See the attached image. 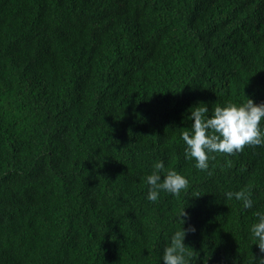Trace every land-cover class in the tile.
<instances>
[{"label":"trees","instance_id":"obj_1","mask_svg":"<svg viewBox=\"0 0 264 264\" xmlns=\"http://www.w3.org/2000/svg\"><path fill=\"white\" fill-rule=\"evenodd\" d=\"M247 97L264 0H0V264H163L184 207L191 264H253L264 145L199 170L180 135L191 106ZM156 160L187 189L148 201Z\"/></svg>","mask_w":264,"mask_h":264},{"label":"clouds","instance_id":"obj_2","mask_svg":"<svg viewBox=\"0 0 264 264\" xmlns=\"http://www.w3.org/2000/svg\"><path fill=\"white\" fill-rule=\"evenodd\" d=\"M188 112L191 127L180 134L184 142V157L194 160L199 170L208 169L214 153L234 154L242 151L245 145H264V126L261 125L264 102L257 103L247 97L241 103L228 101L223 105L218 104L211 113L205 103H197ZM145 179L148 185L146 199L151 202L158 201L161 191L175 196L189 185L184 175L174 168H166L163 160L153 163L152 171ZM224 196L241 201L242 210L253 208L251 194L243 190L226 191ZM253 214L255 220L248 226V233L260 253L253 257V264H264V210L256 209ZM188 215L184 207L178 216L181 226L171 233L163 248V264H191L189 257L193 253L188 251L184 241L186 234L194 232L196 228L191 223L184 227Z\"/></svg>","mask_w":264,"mask_h":264}]
</instances>
